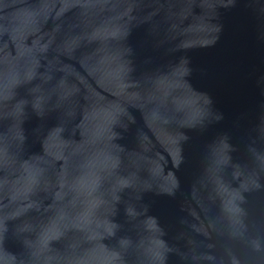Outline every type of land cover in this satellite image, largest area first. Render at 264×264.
I'll list each match as a JSON object with an SVG mask.
<instances>
[{
    "label": "water",
    "instance_id": "obj_1",
    "mask_svg": "<svg viewBox=\"0 0 264 264\" xmlns=\"http://www.w3.org/2000/svg\"><path fill=\"white\" fill-rule=\"evenodd\" d=\"M0 264H264V0H0Z\"/></svg>",
    "mask_w": 264,
    "mask_h": 264
}]
</instances>
